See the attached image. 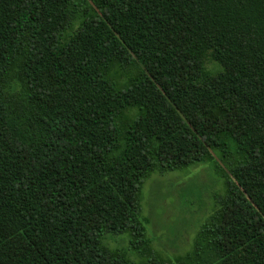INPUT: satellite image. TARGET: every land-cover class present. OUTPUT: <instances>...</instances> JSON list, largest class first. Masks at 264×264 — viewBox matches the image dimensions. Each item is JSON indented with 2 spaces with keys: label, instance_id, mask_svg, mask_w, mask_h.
Masks as SVG:
<instances>
[{
  "label": "trees",
  "instance_id": "16d2710c",
  "mask_svg": "<svg viewBox=\"0 0 264 264\" xmlns=\"http://www.w3.org/2000/svg\"><path fill=\"white\" fill-rule=\"evenodd\" d=\"M205 163L161 256L142 185ZM0 264H264V0H0Z\"/></svg>",
  "mask_w": 264,
  "mask_h": 264
},
{
  "label": "rangeland",
  "instance_id": "374dc122",
  "mask_svg": "<svg viewBox=\"0 0 264 264\" xmlns=\"http://www.w3.org/2000/svg\"><path fill=\"white\" fill-rule=\"evenodd\" d=\"M222 189V179L209 163L153 173L146 179L142 185L141 218L146 219V234L156 252L174 259L190 250L200 223ZM123 240L117 237L109 243H124Z\"/></svg>",
  "mask_w": 264,
  "mask_h": 264
}]
</instances>
